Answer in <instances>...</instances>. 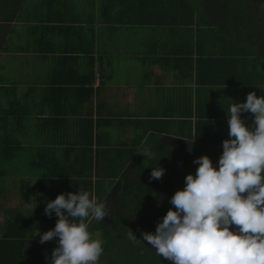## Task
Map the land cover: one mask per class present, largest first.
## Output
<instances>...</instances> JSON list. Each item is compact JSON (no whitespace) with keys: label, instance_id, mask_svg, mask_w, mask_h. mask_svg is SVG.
Here are the masks:
<instances>
[{"label":"crops","instance_id":"0c3cea01","mask_svg":"<svg viewBox=\"0 0 264 264\" xmlns=\"http://www.w3.org/2000/svg\"><path fill=\"white\" fill-rule=\"evenodd\" d=\"M140 3L0 0V105L14 100L30 110L29 130L19 136L23 171L35 158L44 167L57 168L58 161L75 168L78 151L69 149L89 138L97 161L92 173L100 175L120 174L144 161L141 153L166 147L193 159L196 124L199 132L211 123L228 135L229 105L244 102L250 91L264 96V75L239 64L212 70L208 58L197 60L215 49L206 29L177 22L180 10L166 21L149 22L147 12L140 19ZM12 4H18L15 17L3 20ZM241 118L251 126L252 114ZM10 191L0 196V222L3 209L18 206Z\"/></svg>","mask_w":264,"mask_h":264},{"label":"trees","instance_id":"16d2710c","mask_svg":"<svg viewBox=\"0 0 264 264\" xmlns=\"http://www.w3.org/2000/svg\"><path fill=\"white\" fill-rule=\"evenodd\" d=\"M138 1H141L136 7L140 19L147 12L151 14L150 18H146L149 22L153 19L166 21L167 15L180 10L181 20L177 22L194 23V32L206 29L210 40L215 43V49L206 56L204 52L198 53L197 60L200 62L203 57L208 58L212 70L214 66L220 71L227 65L236 68L239 64L244 67L242 69L257 72V76L264 75V0ZM17 5L12 4L10 16L3 20H13ZM202 69L200 72H203ZM196 76L201 81L199 83H204L205 80ZM235 82L238 83L237 80ZM89 90L91 92V88ZM26 107V104L14 100L0 105V196L5 198L12 188L18 196V206L3 209L0 264H52L50 258L53 248L57 247V238L41 244L39 236L33 235L36 228L42 233L54 227L56 222L54 214H44L46 201L60 193H75L77 190L88 191L107 209L102 221L91 219L87 222L89 232L103 242L104 252L99 264H173L157 256L154 249L142 240L141 233H154L156 224L166 211L169 208L174 210L169 198L183 188L186 174H195V158L207 155L215 166L222 153L221 141L228 135L214 130L216 126L211 123L207 124V128L210 127L208 131L202 129L199 132L198 123L192 143L195 158H178L174 148L166 147L152 152V158L144 157V161L126 167L120 174L110 172L108 175H100L97 171L92 173L97 161L92 156V140L89 138L88 142H76L80 145L79 149H69L71 152L78 151L75 162L79 164L75 168L74 165L66 167L58 161L57 168L44 167L40 159L35 158L32 163L30 161L28 171H23L20 164L24 152L19 136L29 130L30 110ZM45 151L42 149V153ZM158 165L164 169L163 175L160 179H149L151 168ZM107 176L112 181L105 185L103 178ZM32 196L34 206L29 205Z\"/></svg>","mask_w":264,"mask_h":264},{"label":"clouds","instance_id":"9594fccd","mask_svg":"<svg viewBox=\"0 0 264 264\" xmlns=\"http://www.w3.org/2000/svg\"><path fill=\"white\" fill-rule=\"evenodd\" d=\"M244 112L252 114L251 126L243 122ZM225 113L228 138L215 166L207 155L195 158V174H186L183 188L169 198L174 210L166 211L154 233H141L157 256L173 264H264V96L250 91ZM163 173L158 165L149 179ZM44 214L57 217L54 227L36 228L33 236L41 244L57 238L52 264H99L103 242L87 222L106 217L104 203L88 191L60 193L46 201Z\"/></svg>","mask_w":264,"mask_h":264},{"label":"rangeland","instance_id":"374dc122","mask_svg":"<svg viewBox=\"0 0 264 264\" xmlns=\"http://www.w3.org/2000/svg\"><path fill=\"white\" fill-rule=\"evenodd\" d=\"M7 190H9V189H7ZM10 192H11V191H9V192H8L6 195H9V194H10ZM9 204H13V205H14L15 203H14V202H12V203H9ZM6 207H8V206H6ZM8 208H9V209H11V208H12V205H9V207H8ZM8 208H7V209H8ZM2 213H3V212H2Z\"/></svg>","mask_w":264,"mask_h":264}]
</instances>
